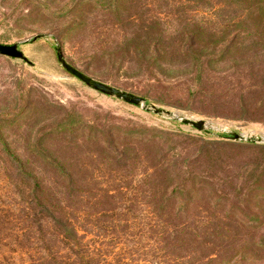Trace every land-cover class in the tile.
Listing matches in <instances>:
<instances>
[{"label": "rangeland", "instance_id": "374dc122", "mask_svg": "<svg viewBox=\"0 0 264 264\" xmlns=\"http://www.w3.org/2000/svg\"><path fill=\"white\" fill-rule=\"evenodd\" d=\"M256 1L0 0V42L24 55H0V264L56 249L46 195L66 205L91 264H264V141L225 132L264 135ZM55 45L86 74L205 128L87 86ZM162 230L184 239L162 249Z\"/></svg>", "mask_w": 264, "mask_h": 264}, {"label": "trees", "instance_id": "16d2710c", "mask_svg": "<svg viewBox=\"0 0 264 264\" xmlns=\"http://www.w3.org/2000/svg\"><path fill=\"white\" fill-rule=\"evenodd\" d=\"M255 1L256 0H254V2ZM256 2L260 3L261 5L259 7L260 10L259 12L255 13L254 16L250 17L251 21H260L261 19L264 18V13H262V10L264 8V0H257ZM234 41H235L234 39L233 41L230 40V43H233ZM211 43H214V42L211 41ZM215 44H216V41H215ZM229 46H231V44L225 43L223 44L222 47L228 51ZM55 47H57V45H55ZM138 96H140L142 100H144L143 96L141 95H138ZM110 97H114V96H110ZM114 98H117V97H114ZM117 99H120V98H117ZM120 100L125 101L123 99H120ZM127 103H130V102H127ZM143 109H145L146 111L153 112L152 110H149L146 108H143ZM153 113L158 114V115L160 114L156 112H153ZM163 118L172 120V118L167 114H164ZM209 133L211 135H222L223 132L215 133V132L209 131ZM54 167H56L57 171L60 174H67L65 172V169L62 168L61 166L54 165ZM32 189H34V191L38 190L40 192H43V189L41 188L40 184H38L36 181H34ZM34 191H33V194H34ZM53 196L49 198L48 195H46L45 200L41 204V208L44 211V215L41 218L45 219L48 226L51 228V233L55 235L56 240H57V245L59 247L57 246L56 249H52L48 245H42L41 251L39 252L40 261L38 262V264H48L49 260L57 261L56 264H61V259H62V262L65 264H78V263L79 264H91L90 263V260H91L90 249L86 244H84L83 239L80 237L79 233L77 232V229L71 219V216L69 217L67 216L68 211L66 210L67 208L66 205L63 203L60 197L58 198L56 195L54 197ZM42 198L44 199V197ZM172 233L170 234L168 233V231L162 230V234H163L162 237L164 238L163 239L164 244L162 246V249L167 246H173L174 245L172 243L174 242L173 239H178V240L184 239L182 235L178 236L175 232L173 234ZM59 248L64 249L65 253H62L63 251H60ZM56 256L59 257V260L56 258Z\"/></svg>", "mask_w": 264, "mask_h": 264}, {"label": "water", "instance_id": "95a60500", "mask_svg": "<svg viewBox=\"0 0 264 264\" xmlns=\"http://www.w3.org/2000/svg\"><path fill=\"white\" fill-rule=\"evenodd\" d=\"M42 33H36L32 36V38H36L41 36ZM0 55H6L10 57H24L22 54V51L18 48L17 42L12 43H2L0 42ZM55 55L58 63L60 66L65 69L70 74L74 75L78 79H80L82 82H84L87 86L100 91L106 95L114 96L120 99H123L127 102H130L136 106L144 107L146 109L152 110L153 112L160 113V114H167L171 117H175L179 119L181 122L191 125L195 127L196 129H203L205 128V121L203 119H192L187 116L183 115H174V113L171 110L164 109L162 107H156L153 104L150 105H143V100L140 96L136 95L133 92H130L128 90L121 89L119 87H116L114 85H111L109 83L103 82L101 80H98L85 72L77 69L70 63H68L62 56L61 52L57 47H55ZM225 132L228 133L229 137L234 140H250V141H264V135L255 134L252 130L247 131L245 134H242L241 132L231 130V129H225Z\"/></svg>", "mask_w": 264, "mask_h": 264}]
</instances>
